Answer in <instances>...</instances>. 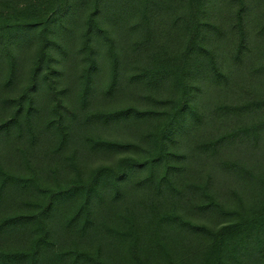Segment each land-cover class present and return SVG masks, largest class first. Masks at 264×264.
<instances>
[{
	"label": "trees",
	"instance_id": "trees-1",
	"mask_svg": "<svg viewBox=\"0 0 264 264\" xmlns=\"http://www.w3.org/2000/svg\"><path fill=\"white\" fill-rule=\"evenodd\" d=\"M0 264H264V0H0Z\"/></svg>",
	"mask_w": 264,
	"mask_h": 264
}]
</instances>
